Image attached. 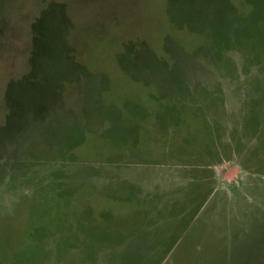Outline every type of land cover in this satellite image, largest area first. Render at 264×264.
I'll return each instance as SVG.
<instances>
[{"label":"rangeland","instance_id":"rangeland-1","mask_svg":"<svg viewBox=\"0 0 264 264\" xmlns=\"http://www.w3.org/2000/svg\"><path fill=\"white\" fill-rule=\"evenodd\" d=\"M0 264H264V0H0Z\"/></svg>","mask_w":264,"mask_h":264}]
</instances>
